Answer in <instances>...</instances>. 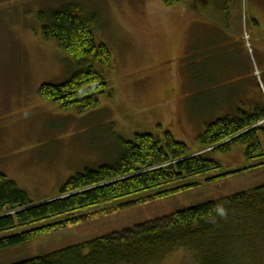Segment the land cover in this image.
Returning <instances> with one entry per match:
<instances>
[{
  "label": "rangeland",
  "instance_id": "obj_1",
  "mask_svg": "<svg viewBox=\"0 0 264 264\" xmlns=\"http://www.w3.org/2000/svg\"><path fill=\"white\" fill-rule=\"evenodd\" d=\"M69 6L96 21L97 38L112 55V87L87 115L39 95L42 86H61L77 72L75 62L42 35L50 14ZM224 10L223 0H186L171 8L161 0H0V174L40 204L57 198L77 174L115 164L120 145L137 134L164 139L170 132L198 154L209 125L264 106V0H236L228 15ZM202 26L210 36L208 60L196 64ZM241 39L246 52L239 49ZM219 45L232 49L231 55L220 56ZM188 55L195 61L189 63L192 81L188 78L186 86ZM208 158L222 166L217 173L175 186L193 188L162 199L142 195L50 221L42 225L53 227L49 235L1 253L0 264L41 258L264 186V166L250 169L243 147ZM216 177L221 178L212 180ZM165 264L195 261L181 251Z\"/></svg>",
  "mask_w": 264,
  "mask_h": 264
},
{
  "label": "trees",
  "instance_id": "obj_2",
  "mask_svg": "<svg viewBox=\"0 0 264 264\" xmlns=\"http://www.w3.org/2000/svg\"><path fill=\"white\" fill-rule=\"evenodd\" d=\"M161 1L171 8L186 0ZM223 2L228 15L236 0ZM49 19L43 40L56 43L77 72L61 86H42L40 98L82 115L96 111L114 72L110 49L97 38L96 21L78 6L51 13ZM263 122L264 106L219 119L200 138L198 154L170 132L164 139L137 134L120 145L115 164L77 174L57 198L40 204L0 174V254L49 235L53 227L42 225L50 221L142 195L162 199L193 188L175 186L217 173L222 166L208 158L210 153L228 155L243 147L250 169L264 166ZM181 251L195 264H264V186L18 264H165Z\"/></svg>",
  "mask_w": 264,
  "mask_h": 264
},
{
  "label": "crops",
  "instance_id": "obj_3",
  "mask_svg": "<svg viewBox=\"0 0 264 264\" xmlns=\"http://www.w3.org/2000/svg\"><path fill=\"white\" fill-rule=\"evenodd\" d=\"M205 24H207V25H216V26H223V27H227L228 25H229V23H225V22H223V23H221V22H218V23H213V22H208V23H205ZM204 25V24H203ZM203 27L204 26H202L201 27V29H202V35H201V43H202V51H201V54H200V57H198L197 56V59H196V61L194 60V56H186V59H184L185 61V79H186V86L188 85V78H191V81H192V75H191V73H190V75H189V68H191V66L189 65V63L191 62V64H192V62L193 61H195V63L196 64H199V61H200V64H204L207 60H208V57L206 56V54L208 53V48H207V45H206V42L208 41V40H210V36H209V34H208V32H206V33H203ZM205 29H206V31H207V29L208 28H206L205 27ZM226 34V33H225ZM230 36H233V37H235L236 35H233V34H229ZM242 36V34H240V31H239V37H241ZM241 45H240V48L239 49H242V51L243 52H246L248 49H247V46L245 45V42H243L242 41V39H241ZM218 50H220V53H219V55L220 56H222V55H231V52H232V49H228V47L225 45V46H221V45H219V47H218ZM191 53V51H189L187 54H190ZM198 58H200V59H198ZM228 64H229V62H228ZM204 76V75H203ZM206 78V75L204 76V79ZM200 88L202 89V91H205V90H207V86H206V84L205 83H203L202 82V84H201V86H200Z\"/></svg>",
  "mask_w": 264,
  "mask_h": 264
},
{
  "label": "bare ground",
  "instance_id": "obj_4",
  "mask_svg": "<svg viewBox=\"0 0 264 264\" xmlns=\"http://www.w3.org/2000/svg\"><path fill=\"white\" fill-rule=\"evenodd\" d=\"M264 123V122H263Z\"/></svg>",
  "mask_w": 264,
  "mask_h": 264
}]
</instances>
